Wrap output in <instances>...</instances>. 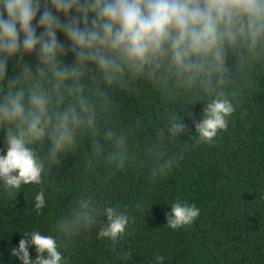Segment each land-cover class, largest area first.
<instances>
[{
  "label": "clouds",
  "instance_id": "1",
  "mask_svg": "<svg viewBox=\"0 0 264 264\" xmlns=\"http://www.w3.org/2000/svg\"><path fill=\"white\" fill-rule=\"evenodd\" d=\"M261 81L264 0H0V194L15 200L31 187L33 210L43 216L57 199L54 169L84 153L82 182L67 209L50 230L23 232L11 257L69 264L66 242L106 217L97 239L132 259L117 246L132 235L133 212L143 202L130 208L114 200L106 182L136 160L133 129L142 131L153 109L163 107V128L145 144L151 190L188 152L215 144ZM118 95L135 96L148 114L121 127ZM198 101L201 119L185 139L186 109ZM170 207L172 230L191 227L201 215L182 199ZM154 264L165 258L157 255Z\"/></svg>",
  "mask_w": 264,
  "mask_h": 264
},
{
  "label": "trees",
  "instance_id": "2",
  "mask_svg": "<svg viewBox=\"0 0 264 264\" xmlns=\"http://www.w3.org/2000/svg\"><path fill=\"white\" fill-rule=\"evenodd\" d=\"M60 39L64 40L62 34ZM116 102L120 108L116 122L121 127H130L148 114L146 105L135 96L118 95ZM203 107L198 101L186 109L189 116L184 122L191 132L185 139L195 134L194 125L201 119ZM162 115V106L153 109L152 122L142 131L133 129L131 147L136 160L126 172L106 182L107 194L114 200L130 208L143 202V208L133 212L136 224L132 235L117 246L119 252L131 251L132 259H120L110 242L97 239L107 222L102 217L90 230L66 242L69 264H154L157 255L165 258V264H264V81L241 103L228 131L215 144L188 152L172 174L150 190L144 181L150 163L145 144L163 128L158 123ZM83 156L68 157L54 169L57 199L43 216L33 210L31 187L15 200L0 194L3 264H22L11 257L10 249L19 246L23 232L50 230L57 214L67 209L73 190L82 182L78 168ZM176 199L201 209L194 225L179 231L166 226L170 205ZM30 254L36 258L34 247Z\"/></svg>",
  "mask_w": 264,
  "mask_h": 264
}]
</instances>
